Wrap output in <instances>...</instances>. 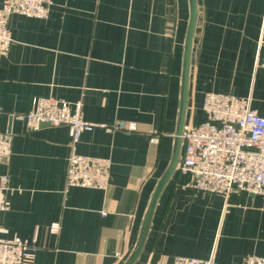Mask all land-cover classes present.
<instances>
[{
	"label": "crops",
	"instance_id": "1",
	"mask_svg": "<svg viewBox=\"0 0 264 264\" xmlns=\"http://www.w3.org/2000/svg\"><path fill=\"white\" fill-rule=\"evenodd\" d=\"M6 0H0V7ZM186 125L207 119L208 93L251 98L264 117V0H197ZM189 0H53L48 19L15 15L0 56V133L13 137L0 163L8 177L4 237L36 247L25 264H124L168 168L179 120ZM80 103L85 120L133 122L95 129L73 148L67 126L32 129L35 98ZM108 159L107 190L68 187L69 157ZM58 231H53V225ZM264 257V194H198L177 171L158 200L134 264L178 257L242 264Z\"/></svg>",
	"mask_w": 264,
	"mask_h": 264
},
{
	"label": "built area",
	"instance_id": "2",
	"mask_svg": "<svg viewBox=\"0 0 264 264\" xmlns=\"http://www.w3.org/2000/svg\"><path fill=\"white\" fill-rule=\"evenodd\" d=\"M53 0H6L0 7V56L14 44L10 31L13 16L40 20L49 18ZM264 47V43L259 44ZM264 50V48H263ZM257 64L264 67V51ZM26 115L32 129L41 126H67L73 148L80 137L95 129L109 132L137 130L136 123H95L84 119L81 104L56 98H35ZM203 109L207 119L198 125H186L182 134V153L178 172L188 178L189 186L198 194H219L225 198L239 192L264 194V117L251 106V98L230 94L208 93ZM13 137L0 133V163L12 153ZM112 181L108 159L83 156L72 151L69 157L66 184L68 187L107 190ZM8 177L0 181V214L8 210ZM53 225L52 230L58 231ZM0 227V264H25L36 253V247L19 236L4 237ZM174 264H216L214 257L194 259L178 257ZM242 264H264V257L250 256Z\"/></svg>",
	"mask_w": 264,
	"mask_h": 264
},
{
	"label": "water",
	"instance_id": "3",
	"mask_svg": "<svg viewBox=\"0 0 264 264\" xmlns=\"http://www.w3.org/2000/svg\"><path fill=\"white\" fill-rule=\"evenodd\" d=\"M189 6H190V19H189L188 31H187L185 47H184V64H183V73H182L180 112H179V120L175 134L172 159L168 168L166 169L161 179L159 180V183L153 193V196L151 198L143 222L141 233L137 241V245L133 250L132 254L130 255V257L126 260L124 264H134L137 258L139 257V255L141 254L147 235L149 233L153 214L155 212L160 195L163 192L166 185L168 184V182L175 175L180 162L181 153H182V134L185 127L187 103L189 96V72H190L191 54H192L193 39H194L195 30L197 26V19H198L197 0H189Z\"/></svg>",
	"mask_w": 264,
	"mask_h": 264
}]
</instances>
